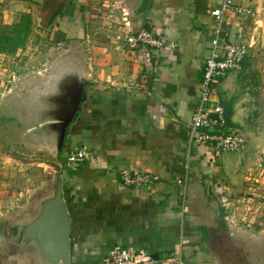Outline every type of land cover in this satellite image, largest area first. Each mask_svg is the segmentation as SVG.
Returning a JSON list of instances; mask_svg holds the SVG:
<instances>
[{
	"label": "crops",
	"instance_id": "obj_1",
	"mask_svg": "<svg viewBox=\"0 0 264 264\" xmlns=\"http://www.w3.org/2000/svg\"><path fill=\"white\" fill-rule=\"evenodd\" d=\"M60 1L52 11L54 16L63 14L53 28L54 43L70 44L74 50L53 59L51 68L74 58L87 79L61 154L71 264H102L115 246L143 249L159 261L180 254L183 264H264V177L242 192L240 179L234 178L235 186L233 176L222 173L230 169L223 167L224 151L207 149L204 153L202 146L188 142V121L197 104L195 92L210 46L213 19L209 13L216 0H150L141 27L149 24L165 41L164 49L150 52V59L146 58L148 50L126 52L117 29L99 27L95 32L92 22L85 19L94 14L89 0ZM262 1L232 0L252 12L242 18L230 16L223 27L226 40L243 39L248 56L254 40L243 36L247 31L253 35L261 31ZM38 6L36 0H0V30L15 27L17 32L26 13L33 15ZM107 31L114 36L105 38ZM5 37L12 41V36ZM246 61L245 57L242 68ZM231 74L219 82L214 95L221 106L225 104L228 126L241 123L240 119L244 123L242 116L249 111L241 99L233 100ZM51 78L50 71L25 76L9 90L11 100L0 101V143L7 145L2 137L8 132L15 137L9 143L20 146L15 153H6L9 159L2 162V170L9 173L11 163L27 168H21L22 173L10 172L11 181L7 177L0 181V264H23L2 253L5 232L13 229L8 227L14 219L28 211L35 196L49 186L48 171L29 163L47 159L49 148L25 142L21 122L16 130L9 128L13 123L4 112L15 114L13 100L19 91L24 95L32 91L34 80L45 84ZM19 106L22 113L24 106ZM80 148L91 152L89 160L72 170L65 168L66 153ZM123 169L145 170L159 180L143 188H127L120 182ZM186 169L192 179L183 201L176 181ZM244 173L257 176L264 170Z\"/></svg>",
	"mask_w": 264,
	"mask_h": 264
},
{
	"label": "rangeland",
	"instance_id": "obj_2",
	"mask_svg": "<svg viewBox=\"0 0 264 264\" xmlns=\"http://www.w3.org/2000/svg\"><path fill=\"white\" fill-rule=\"evenodd\" d=\"M64 1L67 3V0ZM36 3L39 6L35 9L33 15L26 13L27 16L25 19L23 18V20L20 21V28L19 31H17L18 33L16 32L15 27L13 28V31L0 30V38H7L5 35H8V37L12 36L11 38L13 40L11 43H4L5 45H2V42L0 41V101L12 96L13 93H9V90L13 87V85L15 86L16 84L17 86V83L22 82L25 76L38 77L42 73L46 74L49 71L52 73L53 68H51V66L54 62L53 59L59 60L61 59V56H66L69 49L74 50V48L68 46L70 44L54 43L56 41V37L55 33H53V28L57 23L58 16L63 14L60 13L54 16L52 11L54 8H58L61 1L36 0ZM261 3H263L262 0ZM88 5L93 8L91 12H94V14H89L87 18H85L87 19V23H90V21L92 22L90 26H93V30L95 29V32H98L99 27L108 31H115L117 29L118 31L116 30V32H120L117 36L122 35L120 40H122L123 44L126 45L125 51L128 52L129 50L127 48L125 38L127 35L134 34V32L137 31L133 29L132 21L129 20L123 8V1L89 0ZM91 17L94 18L91 19ZM261 19L262 20L258 23V26L262 29L257 35H253L251 32L247 31V33L245 32L243 36L245 38V35L247 34L251 40H254V42L250 43L248 53L249 56H246L247 61L245 62L244 68L241 67L237 72L232 73L230 82L233 86L232 88H234V96H232L233 100H235L234 98L241 99V102L248 104L247 106L249 111L246 113V116H242V119L244 118L245 121L244 123H242V120L240 119L241 123L229 124L228 126L230 128L237 129L245 136L246 145L240 152H225V156H227V158H225L226 163L223 167L228 166L230 169L223 170L222 173L225 174L224 172L227 171L229 173L228 177L231 174V176H233L231 180L237 178L239 182L240 179L241 185L244 186V188L241 189L242 192L246 190L245 188H251L252 183L255 185L257 183L259 184L258 181L262 182L264 177V16H262ZM247 20L249 22L250 17H248ZM108 31L106 32L105 38L106 36H114L113 33H108ZM52 34L54 35L51 39ZM12 47L14 50L10 51ZM85 51H87L86 48ZM34 82L35 84L41 86L38 79L34 80ZM198 89L199 86L196 88V98L199 94ZM36 91L38 92V90ZM19 94L20 95L16 97L12 103L15 114H13L12 111L7 110L4 112V115L8 118L10 117L11 119H9V122L11 121L13 124L11 127L9 126V128L13 130L17 129L20 125L19 122L23 123L24 121L25 112L22 111L21 113V107L19 106V101L24 93L23 91H19ZM9 100H11L10 97L5 102H9ZM222 106L225 110V104ZM2 139L4 141L3 143H7V145L3 147L0 143V181L6 177L7 179L5 180L11 181L10 172L22 173V171L19 170L21 168L26 170L27 168L21 165L19 166V164L17 165L16 163H11L12 165L7 168L9 173H4L5 170H2L4 163L2 162H5L4 159H9L6 153H15L18 151L17 149H20V146H17L16 149L15 144L9 143V141L14 140L15 137L13 134L8 132L6 133V137L3 136ZM187 164L190 165V162H186V165ZM17 166H19V169L16 171ZM237 166L240 167V171L235 172L234 169H236ZM248 171L250 173L261 171L263 174L256 176L244 173ZM29 173L34 175L31 172ZM241 178L245 179V182H242ZM191 179L192 173L190 172V169H186L185 175L181 178L183 187H180L182 190L181 200L183 201L185 198L186 186ZM255 180L257 183H255ZM234 181L236 186L238 182L236 180ZM219 182L222 183L223 179H220ZM221 186H223V184H221Z\"/></svg>",
	"mask_w": 264,
	"mask_h": 264
},
{
	"label": "water",
	"instance_id": "obj_3",
	"mask_svg": "<svg viewBox=\"0 0 264 264\" xmlns=\"http://www.w3.org/2000/svg\"><path fill=\"white\" fill-rule=\"evenodd\" d=\"M122 1L133 29L138 31L150 0ZM52 71L47 83L34 84L19 101L25 112L21 123L25 142L49 148L47 159L29 161L48 171L49 186L35 196L28 211L14 219L8 227L13 229H6L1 247L7 259L15 258L23 264H71L70 216L63 198L61 154L87 79L74 58L58 62Z\"/></svg>",
	"mask_w": 264,
	"mask_h": 264
},
{
	"label": "built area",
	"instance_id": "obj_4",
	"mask_svg": "<svg viewBox=\"0 0 264 264\" xmlns=\"http://www.w3.org/2000/svg\"><path fill=\"white\" fill-rule=\"evenodd\" d=\"M216 7L210 10L213 19L208 56L199 84L197 104L188 121V142L202 146L205 150H221L229 153L242 151L246 145L245 136L237 129L228 127L226 112L214 95L219 82L231 73L237 72L247 55V45L240 37L226 40L223 27L230 16L246 17L251 14L249 8L238 6L232 0H216ZM126 44L129 51L148 50L155 54L164 49L165 41L157 36L147 24L134 34L127 35ZM223 40V44H221ZM91 152L85 148L73 149L66 153L64 167L74 169L89 160ZM159 176L141 169H123L120 182L131 189L143 188L157 182ZM177 186L183 187L181 180ZM225 202V200H224ZM102 264H183L180 254H170L164 260H157L143 249L134 246H115L108 251Z\"/></svg>",
	"mask_w": 264,
	"mask_h": 264
},
{
	"label": "trees",
	"instance_id": "obj_5",
	"mask_svg": "<svg viewBox=\"0 0 264 264\" xmlns=\"http://www.w3.org/2000/svg\"><path fill=\"white\" fill-rule=\"evenodd\" d=\"M18 31H19V30H18ZM17 33H18V32H17ZM0 41L3 42V44H4V43H7V44H8V43H11L13 40L10 42V39H8V38H0ZM8 49H9V48H8ZM11 50L13 51L14 48L12 47V48L10 49V51H11ZM226 117H227V116H226ZM227 120H228V119H227ZM72 123H73V122H72Z\"/></svg>",
	"mask_w": 264,
	"mask_h": 264
}]
</instances>
